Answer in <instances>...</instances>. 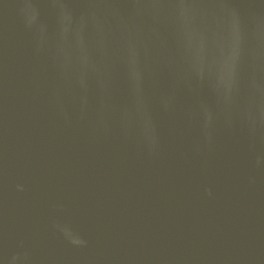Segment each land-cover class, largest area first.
<instances>
[{"label": "water", "instance_id": "1", "mask_svg": "<svg viewBox=\"0 0 264 264\" xmlns=\"http://www.w3.org/2000/svg\"><path fill=\"white\" fill-rule=\"evenodd\" d=\"M0 264H264V0H0Z\"/></svg>", "mask_w": 264, "mask_h": 264}]
</instances>
